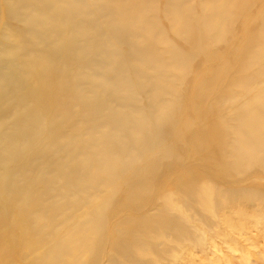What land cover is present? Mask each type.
<instances>
[{"label":"rangeland","instance_id":"374dc122","mask_svg":"<svg viewBox=\"0 0 264 264\" xmlns=\"http://www.w3.org/2000/svg\"><path fill=\"white\" fill-rule=\"evenodd\" d=\"M0 264H264V0H0Z\"/></svg>","mask_w":264,"mask_h":264}]
</instances>
